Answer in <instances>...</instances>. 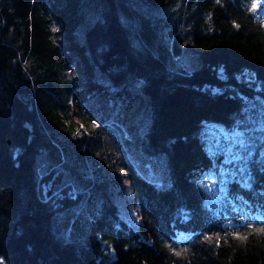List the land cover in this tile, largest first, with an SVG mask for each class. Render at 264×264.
<instances>
[{"label": "trees", "instance_id": "trees-1", "mask_svg": "<svg viewBox=\"0 0 264 264\" xmlns=\"http://www.w3.org/2000/svg\"><path fill=\"white\" fill-rule=\"evenodd\" d=\"M40 1L0 0V264H264V0L255 10L253 0H198L189 33L201 65L171 74L133 50L121 17L129 0H94L86 46L112 82L148 95L141 146L165 153L168 180L158 186L124 160L122 175L99 184L79 243L51 231L52 215L81 193L49 163L61 145L41 124L40 84L25 66L42 50ZM169 36L178 55L182 38ZM226 133L238 154L217 144Z\"/></svg>", "mask_w": 264, "mask_h": 264}, {"label": "rangeland", "instance_id": "rangeland-1", "mask_svg": "<svg viewBox=\"0 0 264 264\" xmlns=\"http://www.w3.org/2000/svg\"><path fill=\"white\" fill-rule=\"evenodd\" d=\"M124 3L126 0H117ZM198 0H171L165 5H147L144 0H129L122 14L133 50L148 64H163L156 71L171 74L173 70L190 72L201 65L189 33ZM94 0H43L37 7L40 19L42 50L32 52L25 60L33 67L41 102L40 121L49 135L57 139L49 163L63 172L78 200L51 217V231L64 242L83 241L85 223L95 215L103 191L98 187L112 183L124 171V160L158 186L168 180V160L164 152L149 153L142 149L141 139L149 117V97L138 85L114 83L92 59L85 43V31L95 21ZM42 23V21L40 22ZM182 38L178 55L171 49L169 30ZM216 138L226 154L239 153L234 147L237 137L223 134ZM62 148L63 157L57 150ZM38 155L37 158L40 159ZM38 166L37 173L44 167ZM111 196V187H106ZM70 195V194H69ZM71 196V195H70ZM134 211L120 212L131 221Z\"/></svg>", "mask_w": 264, "mask_h": 264}, {"label": "snow or ice", "instance_id": "snow-or-ice-1", "mask_svg": "<svg viewBox=\"0 0 264 264\" xmlns=\"http://www.w3.org/2000/svg\"><path fill=\"white\" fill-rule=\"evenodd\" d=\"M258 6V0H253L252 7L250 10H255ZM261 231H264V229H261ZM240 239H246V237H238Z\"/></svg>", "mask_w": 264, "mask_h": 264}]
</instances>
